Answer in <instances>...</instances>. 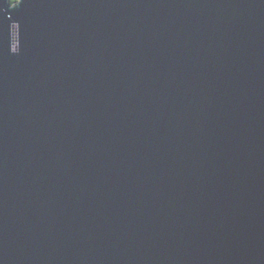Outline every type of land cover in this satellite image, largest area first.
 <instances>
[{
  "label": "water",
  "instance_id": "1",
  "mask_svg": "<svg viewBox=\"0 0 264 264\" xmlns=\"http://www.w3.org/2000/svg\"><path fill=\"white\" fill-rule=\"evenodd\" d=\"M0 264H264V0H0Z\"/></svg>",
  "mask_w": 264,
  "mask_h": 264
},
{
  "label": "trees",
  "instance_id": "2",
  "mask_svg": "<svg viewBox=\"0 0 264 264\" xmlns=\"http://www.w3.org/2000/svg\"><path fill=\"white\" fill-rule=\"evenodd\" d=\"M14 2V1H11V3Z\"/></svg>",
  "mask_w": 264,
  "mask_h": 264
}]
</instances>
